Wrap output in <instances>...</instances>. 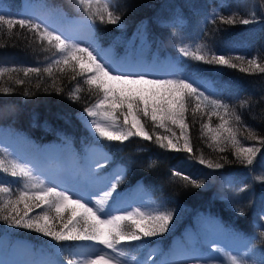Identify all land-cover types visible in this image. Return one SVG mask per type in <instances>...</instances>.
Segmentation results:
<instances>
[{
    "label": "trees",
    "instance_id": "16d2710c",
    "mask_svg": "<svg viewBox=\"0 0 264 264\" xmlns=\"http://www.w3.org/2000/svg\"><path fill=\"white\" fill-rule=\"evenodd\" d=\"M27 1H33V4L39 1L46 8L59 11L66 21L86 20L91 38L108 52L111 59L129 57L137 61L146 55V60H150L153 55H158L169 61L175 72L207 82L210 89H206L241 117L240 122L231 119L229 125L236 129L237 144L233 145L223 137L219 142L212 139L215 132L209 128L217 129L224 111L218 110L220 115L209 113L207 109L193 112L196 100L191 101L184 114L186 127L183 130L170 121H166V128H161L141 113L140 119L152 136L151 140L135 135L122 143L99 138L89 126L93 118L87 116L85 109L94 107L103 99V93L95 89L89 91L78 69L73 72L69 66L61 65L62 72L55 66L51 74L44 72L43 68L60 54L46 41H41L35 32L21 29L19 25L11 31L7 26L0 30V69H17L5 71L0 76V89L13 90L10 95L0 93V130L31 140L40 154L69 144L80 161L98 147L105 158L100 166L110 176L106 179L109 183L119 180L115 201H110L112 210L123 194L139 187L155 200L158 211L172 213L170 231L152 238L147 246L132 242L125 249L127 253L142 255L152 246H158L159 253L167 250L176 237L186 229L194 228L196 217L203 214L212 217L225 233H236L245 240L260 264L264 260V240L259 236L264 231L261 228L264 219L260 218L264 208V182L261 179L264 178V143H261L264 141V73L249 69L247 61L255 59L264 66V37L260 31H252L254 25H244L239 20L254 19L264 25V0H254V10L248 7L247 0H110L114 8L118 6L117 14L121 15L118 25L101 23L99 19L93 23L76 0H0V9L13 15L23 13V3ZM100 2L103 4L105 0ZM234 14L235 24L221 22L220 17ZM199 46H203V52L244 59L233 60L236 68L198 61L191 53ZM182 48L189 52L188 56L182 54ZM25 67H40L41 72L25 76L20 70ZM17 80L24 83L18 84ZM77 88L80 91L77 92ZM201 88L204 90L203 86ZM26 91L31 95L25 96ZM71 93L79 99L71 98ZM122 111L126 112L127 108L117 110L119 131H135L131 129V123L124 124ZM231 115L229 112V117ZM158 135L169 137L181 149L187 140L193 151L177 152L161 147L156 141ZM251 146L260 151L254 164L246 166L236 156V150ZM0 156L12 159L1 145ZM201 158L204 164L199 162ZM208 162L219 163L222 167L209 168ZM176 172L180 175H175ZM184 176L201 183V187H194L183 179ZM0 180L3 181L0 186L12 189L10 193H0V207H3L9 198L15 201L20 188L16 178L7 173L0 172ZM24 190L31 191L29 188ZM27 203L33 206L30 216L42 212L41 208L34 207L37 201ZM18 210L23 214L24 203L18 205ZM66 220L67 214L63 222L53 221L54 226L59 229ZM3 239L9 249L18 243L29 244L33 261L44 252L51 264H66L70 256L77 258L78 247L90 243L58 244L40 233L10 226L0 219V240Z\"/></svg>",
    "mask_w": 264,
    "mask_h": 264
},
{
    "label": "snow or ice",
    "instance_id": "6c2138e0",
    "mask_svg": "<svg viewBox=\"0 0 264 264\" xmlns=\"http://www.w3.org/2000/svg\"><path fill=\"white\" fill-rule=\"evenodd\" d=\"M76 3L89 15V19L93 23L96 19H99L101 23L111 25H118L121 22V15L117 14L118 6L114 8L110 0H105L103 4L100 0H76ZM220 20L224 24L237 22L235 14L230 17H220ZM239 22L248 25L253 21L241 19ZM16 25H19L21 29L27 28L29 31L35 32L41 41H46L49 46L55 48L56 53L60 54L58 58H54L47 67L43 68L44 72L51 74L53 66L62 72L64 68L60 67L61 65L69 66L73 72L78 69V74L84 77V83L89 86V91L95 89L103 93V99L99 100L94 107L85 109L87 116L93 118L89 126L94 129L99 138L122 143L128 140L129 136L135 135L145 140H151L152 136L145 130L140 119L141 113L144 117H150L161 128H166V121H170L183 130L186 127L184 114L191 101L196 100L197 103L193 112L207 109L209 113L220 115L218 110L223 109L224 111V115L220 116L222 123L217 126V129L209 128V131L215 132L212 139L219 142L223 137L224 140L231 141L233 145L237 144L236 129L229 125L231 119L234 118L236 122H240L241 117L232 111L222 99L207 89L202 90L201 86L188 76L174 79H150L144 75L126 74L113 68L98 53L73 42L67 36L58 34L55 30H50L32 17L23 13L15 15L4 13L0 9V30L7 26L8 30L11 31ZM202 48L203 46H199L191 53L193 59L230 68L237 67L233 60L243 61L244 59L240 56L231 57L223 53L203 52ZM181 52L184 56L189 55V52L183 48ZM247 63L249 69L264 73V66L257 63L255 59H249ZM20 70L25 76H28L29 73L39 74L41 72L40 67H25ZM240 70L246 71L244 68ZM5 71L15 72L17 69H0V76H3ZM16 83L23 84L24 81L17 80ZM78 91H80L79 88H77ZM0 93L10 95L13 90L2 88ZM24 95L29 96L31 93L26 91ZM70 95L73 99H79L75 93ZM124 108H127V111L121 112L124 117L123 122L124 124L131 123V129H135V131L113 130L118 119L117 110ZM229 112L232 113L231 117H229ZM98 116H103L105 121H111L112 126L98 122L95 119ZM250 136L256 139L251 132ZM165 140H167L166 145L164 144ZM156 141L161 147H167L177 152L183 150L191 153L193 151L188 146L187 140L183 149L167 136L158 135ZM220 150L223 151V149ZM259 151L260 149L255 146L239 147L236 150V156L242 159L246 166L253 165ZM199 162L205 163L202 158ZM207 167L221 168L222 165L208 162ZM0 172L16 178L17 186L20 188L15 201L9 198L8 203L0 207V219L10 226L40 233L58 244L91 242L106 250L97 252L93 256H85L83 259L70 256L66 260V264H128V254L125 249L132 242H140L141 246H147L152 242V238L162 236L170 231L169 225L173 221L171 212H145L140 208L120 214L113 212L110 201H115L114 194L117 191L119 180L104 187L85 184L81 191L73 194L68 190H58L56 186L47 185L44 180L34 175L30 167L14 158L6 159L0 156ZM174 174L180 175L179 172ZM183 179L196 188L201 187V183L188 176H184ZM261 179L264 182V178ZM2 184L3 181L0 180V185ZM29 187L39 189V191L24 190ZM11 191L10 186H0V193H10ZM27 201H37L38 203L34 207L41 208L42 212L30 216L29 212L33 206ZM20 203H24L25 211L23 214L18 210ZM9 205L10 209L8 208ZM44 208L47 210H43ZM53 212L55 213L54 216L51 215ZM66 214V222L57 229L53 221L60 220L63 222ZM260 218L264 219V208L261 210ZM261 228L264 229V224L261 225ZM259 236L264 240V231H261ZM133 259L135 258L133 257ZM226 259L228 264H247L246 260L236 255H229ZM137 264L140 262L137 261ZM260 264H264V260H261Z\"/></svg>",
    "mask_w": 264,
    "mask_h": 264
},
{
    "label": "rangeland",
    "instance_id": "374dc122",
    "mask_svg": "<svg viewBox=\"0 0 264 264\" xmlns=\"http://www.w3.org/2000/svg\"><path fill=\"white\" fill-rule=\"evenodd\" d=\"M247 2L248 7L254 10L255 1L247 0ZM22 11L42 23V25L47 26L50 30H55L58 34L67 36L73 42L98 53L105 62L118 71L156 79H174L186 76L175 72L173 65L158 55H153L150 60H146V55L140 56L137 61H132V58L129 57L122 60L111 59L108 52L99 47L91 38L90 27L86 20L66 21L59 11L50 10L39 1L36 4H33V1L24 2ZM252 21L248 24L254 25L251 27L252 31L258 30L264 37V25L254 19ZM143 50L145 49L143 48ZM190 79L203 86V89H210L208 83L193 78ZM96 120L110 127L112 126V122L105 121L103 116L97 117ZM113 130L119 131L117 124ZM0 145L3 146L8 155L10 154V158L25 163L32 169L34 175L44 180L49 186H56L58 190H68L76 194L82 190V186L85 184H95L99 187L109 184L106 179V177H110L108 171H103L100 166L105 158L102 150L98 147L94 148L88 154V157L83 158V161L75 158L69 144H64L53 150H45L48 158L44 159V152L43 154L38 153L31 140L20 136H10L1 130ZM29 189L34 192L39 191V189H31L30 187ZM119 200L115 210H113L118 214L136 208H140L145 212L158 211L159 209L155 200L147 196L139 187L123 194ZM195 225L194 228L186 229L180 237H176L171 246L165 251L161 250V253H159L158 246L148 248L142 255L127 253L128 264H137V261L140 264H145V261L146 264H177L183 262L228 264L226 258L229 255L242 257L247 261V264H258L254 258V253L248 248L245 240L236 233H225L221 229V225L212 217L203 214L198 215L195 219ZM101 251L106 250H103L102 246L90 242L87 245L78 247L76 255L77 258L83 259L85 256H93ZM36 257V260L33 261L32 249L29 244L22 242L9 249L5 244V239L0 240V264H51L48 254L44 252Z\"/></svg>",
    "mask_w": 264,
    "mask_h": 264
}]
</instances>
